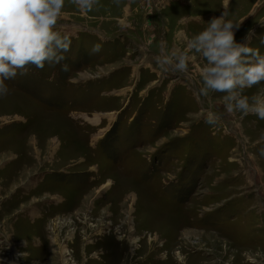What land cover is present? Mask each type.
<instances>
[{"label": "rangeland", "instance_id": "374dc122", "mask_svg": "<svg viewBox=\"0 0 264 264\" xmlns=\"http://www.w3.org/2000/svg\"><path fill=\"white\" fill-rule=\"evenodd\" d=\"M225 10L264 56V0H65L66 59L0 97V264H264V120L188 47Z\"/></svg>", "mask_w": 264, "mask_h": 264}, {"label": "clouds", "instance_id": "9594fccd", "mask_svg": "<svg viewBox=\"0 0 264 264\" xmlns=\"http://www.w3.org/2000/svg\"><path fill=\"white\" fill-rule=\"evenodd\" d=\"M85 15L92 12L99 0H72ZM65 0H0V97L8 94L5 83L17 75H26L29 65L43 69L45 64L58 65L66 59L71 40L55 31ZM227 10L214 17L207 28L196 35L188 47L200 53L207 65L202 68L204 87L200 89L205 96L209 91L226 93V111L254 113L264 120V99L249 98L240 94L245 88L264 83V56L258 50L236 42V32L240 23L226 20ZM252 34L249 30L245 39ZM264 43V40H262ZM96 44L92 52H99ZM176 57L175 70L184 72L188 68L187 58L173 52ZM161 66L170 60L158 58ZM62 71H69L68 64L61 65ZM208 124L216 122L214 113H208Z\"/></svg>", "mask_w": 264, "mask_h": 264}]
</instances>
